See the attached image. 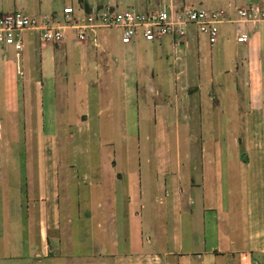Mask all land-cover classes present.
Segmentation results:
<instances>
[{"label": "crops", "instance_id": "1", "mask_svg": "<svg viewBox=\"0 0 264 264\" xmlns=\"http://www.w3.org/2000/svg\"><path fill=\"white\" fill-rule=\"evenodd\" d=\"M51 1L0 0V11L42 13L36 11ZM78 2L64 5L79 9ZM86 2L88 9L99 4ZM119 3L141 10L157 4L222 9L223 20L212 43L191 24L181 37L137 36L131 43H122L117 29L84 41L70 29L56 46L39 41L34 32L23 33L20 51L29 50L32 37L39 41L33 51L42 79L55 85L62 75L58 65L69 61L63 73L71 81L78 75L85 92L106 74L111 91L101 100L84 92L77 101L59 103L54 96L48 104L50 134L43 126L42 137L61 132L63 139H72L77 129L88 144L82 167V160L79 165L63 160V177L48 173L37 182L19 177L25 163L0 164V264H264V17L243 19L237 13L250 6L264 11V0L103 4L119 8ZM243 33L246 40L238 41ZM163 39L161 54L146 51L152 43L160 47ZM47 47L52 70L45 75L40 53ZM11 48L0 46L1 138L2 123L12 128L10 122L21 113L19 105L5 100L13 90L6 84ZM56 50H62V62ZM20 51L14 60L23 74L28 56L19 64ZM38 84L32 115L44 123L43 83ZM116 89L122 90L118 97ZM140 112L152 123L145 137L150 146L129 148L130 138L139 136ZM91 113L103 115L97 127L90 123ZM10 136L16 137L17 129ZM96 137L97 161L91 162ZM30 212L33 216L26 215Z\"/></svg>", "mask_w": 264, "mask_h": 264}, {"label": "rangeland", "instance_id": "2", "mask_svg": "<svg viewBox=\"0 0 264 264\" xmlns=\"http://www.w3.org/2000/svg\"><path fill=\"white\" fill-rule=\"evenodd\" d=\"M82 1H86V0H82ZM96 1H99V4H97V6L99 7L104 5L103 3L107 0H96ZM66 3L70 4V0H52L47 8L41 9L40 11H36V12H42L47 14L59 12L63 7V5ZM72 3L74 6H77V3L75 1H73ZM78 4L80 3L78 2ZM160 5L161 4L154 5L150 8H146V10L164 8V7H160ZM127 6H125L124 3L118 4L119 8H124V7L132 8L131 5H127ZM176 9H180V8L178 7ZM32 39L34 42L33 44L31 42L32 45L28 47L29 50L25 48L23 51L18 52L22 56L20 60H18L19 64H21V60L23 59V57L28 56L27 57L28 63L24 66L23 74L19 73V68L17 66V63H15L16 60H14L15 59L14 53L16 51L13 48H11L12 50L6 51L8 56L14 59H11V61L10 59H8L9 61L8 65L11 73L7 77L6 84H9V86L13 90L7 91L9 96L5 98V100L7 99L8 104L11 105L12 107H16V105H19V110L21 109L20 110L21 113L19 112V117L17 121L14 120V122H10L12 128L11 127L10 129L9 127L7 128L5 121L2 123L3 129L6 131L4 133L5 138L0 137V164L7 162L25 163V168L22 167V169L19 170L18 173L19 177L23 179H28L32 177L33 180L34 179L36 180L37 178L39 180V179H43L44 177L47 178L48 173L52 178H55L56 175H58L59 177H63L64 174L63 166L64 164H66V161L64 162L63 160H67V163H70L71 160L72 162H75L78 165L82 160V164H80L82 167L84 165V162L86 161V159L84 158L85 154L83 152V149H86V145L88 146V144L85 145L83 144V141H80V136L78 135L77 129L75 128H74L75 130L73 131L74 138L72 139L70 138L63 139L61 132L59 133L57 132L56 136L47 135L48 137H44V136L42 137L43 131L44 134L49 133L48 119L50 115V109H49L50 106L48 104L50 100L54 98V96L58 99L59 103H61L62 101H68L70 99L72 100H76L77 98L79 99L80 98L79 95H82V93L85 92L82 88L85 85L83 84L82 81L81 82L78 81L77 79L78 75H74L75 76L74 80L71 81L70 74L68 73L66 75L65 73H63L64 69H68L70 64L69 61L67 63L64 61L62 62V60H64L62 57L60 58V56L62 55L61 54L62 50L59 51L56 50V55L59 59H61L62 62L61 64L58 65L57 71L60 70L62 72V75L57 76L55 85H53L48 79L45 80L42 79L41 73L39 71V56L36 55L33 51L34 48L38 47L37 43L39 41L35 36L32 37ZM162 41L164 42H161L160 47L152 43L150 46L151 50L147 49L146 51L161 54L160 51L161 48L162 47L166 48L165 39H163ZM28 44H30V42ZM96 45H98V43H96ZM53 46H56V43H53ZM66 47L68 52H70V43L67 42ZM40 54L45 56V64H44L43 72L45 73V75H48L50 70H52L51 60H50V47L43 49ZM94 75L96 74H90L89 76L95 80ZM89 76L84 75V78H88ZM64 77H66V79ZM96 78H97V84L95 86H92L85 93L87 96H90V98L92 99H97V98H99L100 100L105 99L106 97H108L111 91L108 88L109 75L107 74L98 75ZM38 80L39 82L43 83V85L41 86L42 88L41 94L44 102V123L42 121H37L36 116L32 115L33 104L40 97ZM155 80L159 84L157 77H155ZM70 84L72 87V91L70 90ZM121 92L122 90L119 92V94H121ZM2 93L3 91L0 90L1 95ZM117 94H118V89H116V95ZM119 94L117 95V97L119 96ZM95 103L96 102L92 100L91 112H93V109L97 107ZM22 109L24 110V114ZM143 114L144 113L140 112L139 120L137 123L139 128V136L130 138V145H128L129 148L131 147L134 148L137 143L140 147H143L145 145L150 146L151 140H148L145 137L146 135H149V133L152 132V123L149 124L146 123ZM102 116L103 115L98 117L95 114L91 113L90 123L92 124V126L97 127L98 124L102 121ZM120 117L122 118V116ZM106 121L108 123L107 119ZM120 122H121L120 124L123 125V121ZM103 125L104 127L107 126L105 122L103 123ZM43 126H45V128L43 129V131H41V128H43ZM16 129H17V136L16 137L10 136V134L16 135ZM97 139H98L97 137L91 138L93 142L91 144V149H92V154L90 156L91 162L97 161V156L95 155V146H97ZM152 140L154 141L153 143H156L155 138H153ZM170 140L173 144L174 140L172 138ZM70 149H71V153H70ZM56 164L57 166L59 165L57 169H56ZM38 180L36 181L38 182ZM26 215L33 216L32 212L26 213Z\"/></svg>", "mask_w": 264, "mask_h": 264}, {"label": "built area", "instance_id": "3", "mask_svg": "<svg viewBox=\"0 0 264 264\" xmlns=\"http://www.w3.org/2000/svg\"><path fill=\"white\" fill-rule=\"evenodd\" d=\"M64 5L59 12L26 14L18 9L0 11V46H11L15 51L23 47V33L34 32L39 41L58 43L66 31H73L78 41L95 39L102 30L117 29L122 43H131L137 36L151 41L164 35L181 37L187 25H195L205 33L209 42H214L218 24L223 20L222 9L182 7L138 10L119 9L113 5L85 9ZM83 7V8H82ZM240 18L257 19L256 13L264 17V11L256 7L237 10ZM245 33L237 37L246 40Z\"/></svg>", "mask_w": 264, "mask_h": 264}, {"label": "trees", "instance_id": "4", "mask_svg": "<svg viewBox=\"0 0 264 264\" xmlns=\"http://www.w3.org/2000/svg\"><path fill=\"white\" fill-rule=\"evenodd\" d=\"M79 2L86 10L88 9V4L86 1L79 0Z\"/></svg>", "mask_w": 264, "mask_h": 264}]
</instances>
